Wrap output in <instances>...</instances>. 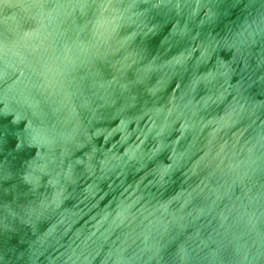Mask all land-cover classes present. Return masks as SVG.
<instances>
[{
    "label": "water",
    "instance_id": "obj_1",
    "mask_svg": "<svg viewBox=\"0 0 264 264\" xmlns=\"http://www.w3.org/2000/svg\"><path fill=\"white\" fill-rule=\"evenodd\" d=\"M0 264H264V0H0Z\"/></svg>",
    "mask_w": 264,
    "mask_h": 264
}]
</instances>
